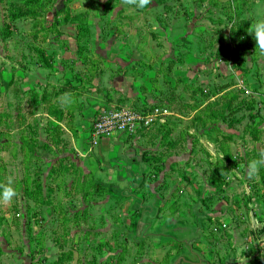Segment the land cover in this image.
I'll return each instance as SVG.
<instances>
[{
  "label": "rangeland",
  "instance_id": "obj_1",
  "mask_svg": "<svg viewBox=\"0 0 264 264\" xmlns=\"http://www.w3.org/2000/svg\"><path fill=\"white\" fill-rule=\"evenodd\" d=\"M262 17L264 0H0V183L17 193L0 264H173L188 237L203 264H264ZM73 106L89 132L104 108L167 113L100 160L50 120Z\"/></svg>",
  "mask_w": 264,
  "mask_h": 264
},
{
  "label": "crops",
  "instance_id": "obj_2",
  "mask_svg": "<svg viewBox=\"0 0 264 264\" xmlns=\"http://www.w3.org/2000/svg\"><path fill=\"white\" fill-rule=\"evenodd\" d=\"M120 81L114 84L107 85L106 89L110 91H115L116 93L122 92V86H119L121 83ZM135 88L139 89V86L135 85ZM146 97H147L146 99L145 97H143V100H146L144 101V103L145 104H147V102L151 103L149 101L152 99L153 96L152 97L146 96ZM71 111L72 109H70V112L69 110H65L63 114H61V117L53 116L50 114V120L57 123L58 132L61 135V138L64 139L63 141L64 143L67 142L70 143L73 146V148L79 151L82 157L85 156V154L88 155L92 151L95 153L96 156H98L97 158H99L100 160L104 158V155L108 153V150L112 148L111 146L114 144L115 148L118 147L119 153L122 156V153L125 150V145L119 142L115 137H102L96 143L92 142V139L90 137V132L88 129H89V125L93 120L92 118L94 117L93 111L92 113L89 114L85 110L79 111L75 106H73V112ZM164 111L167 113V110ZM129 158L130 161H128V163L126 164L130 168L131 166L133 168L131 162L134 161V159H132L131 157Z\"/></svg>",
  "mask_w": 264,
  "mask_h": 264
},
{
  "label": "built area",
  "instance_id": "obj_3",
  "mask_svg": "<svg viewBox=\"0 0 264 264\" xmlns=\"http://www.w3.org/2000/svg\"><path fill=\"white\" fill-rule=\"evenodd\" d=\"M165 114L161 107L151 108L147 112L119 107L104 108L92 125L90 137L93 142H97L102 137H112L122 131L134 133L138 131L142 122L145 125H151L155 118Z\"/></svg>",
  "mask_w": 264,
  "mask_h": 264
},
{
  "label": "clouds",
  "instance_id": "obj_4",
  "mask_svg": "<svg viewBox=\"0 0 264 264\" xmlns=\"http://www.w3.org/2000/svg\"><path fill=\"white\" fill-rule=\"evenodd\" d=\"M150 0H128V3H134L139 8H144ZM249 34L255 41V45L264 52V17L254 20L250 25ZM59 103L62 105H67L70 103V97L68 94H64L62 97L58 98ZM264 165V151L258 154V158L253 159L248 164V175L254 176L260 166ZM11 180L8 183H0V201L8 202L17 195L16 190L11 186Z\"/></svg>",
  "mask_w": 264,
  "mask_h": 264
},
{
  "label": "water",
  "instance_id": "obj_5",
  "mask_svg": "<svg viewBox=\"0 0 264 264\" xmlns=\"http://www.w3.org/2000/svg\"><path fill=\"white\" fill-rule=\"evenodd\" d=\"M128 153L129 157L135 156V151L133 149H130ZM196 235L197 237L195 240H199L201 236L199 233H196ZM182 241L189 248V253L179 256L173 264H203L206 262V260L202 258V255H200V253L193 247V240L190 237L185 238Z\"/></svg>",
  "mask_w": 264,
  "mask_h": 264
},
{
  "label": "trees",
  "instance_id": "obj_6",
  "mask_svg": "<svg viewBox=\"0 0 264 264\" xmlns=\"http://www.w3.org/2000/svg\"><path fill=\"white\" fill-rule=\"evenodd\" d=\"M148 105V104H147Z\"/></svg>",
  "mask_w": 264,
  "mask_h": 264
}]
</instances>
